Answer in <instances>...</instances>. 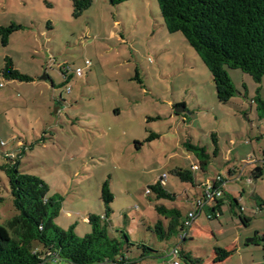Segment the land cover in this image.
Masks as SVG:
<instances>
[{"label": "rangeland", "instance_id": "obj_1", "mask_svg": "<svg viewBox=\"0 0 264 264\" xmlns=\"http://www.w3.org/2000/svg\"><path fill=\"white\" fill-rule=\"evenodd\" d=\"M87 1L0 0V28L21 27L6 35V45L0 36V165L3 154L20 157L22 173L43 179L48 196L64 199L56 223L65 230L75 225L80 237L91 232L85 218L105 214L101 189L109 182L115 197L111 233H127L133 245L127 256L140 257L139 245L149 249L140 264H168L177 247L180 264H192L186 256L214 264V249L238 239L223 264H264V215L252 210L249 196L243 201L249 226L225 209L219 220L200 215L184 242L177 234L161 240L154 231L161 217L157 205L179 208L184 220L194 205L197 190L174 173L197 162L185 142L211 156L205 173L197 172L201 183L225 176L228 161L243 166L253 155L252 144L264 148L261 85L239 70L228 71L236 95L222 104L198 53L182 33L166 29L157 0L117 6L90 0L85 8ZM7 58L34 81L5 79ZM61 68L71 70L68 83ZM260 132L261 139H253ZM164 174L173 202L146 195ZM0 180L5 225L17 212L1 169ZM227 184L239 192L249 186L245 178Z\"/></svg>", "mask_w": 264, "mask_h": 264}, {"label": "trees", "instance_id": "obj_2", "mask_svg": "<svg viewBox=\"0 0 264 264\" xmlns=\"http://www.w3.org/2000/svg\"><path fill=\"white\" fill-rule=\"evenodd\" d=\"M108 1L112 6H117L131 0ZM157 2L168 32L182 33L210 71L220 103L229 104L236 95L228 71L239 70L249 75L256 84H261L264 78V0H157ZM90 4L91 1L88 0L84 7L87 8ZM75 5L79 7L80 2H75ZM20 28L18 26L0 28L2 43L6 45V35ZM61 72L65 77V83H68V74L71 70L61 68ZM2 76L12 81L26 83L34 81L31 76L17 70L10 58L5 61ZM257 101L260 110L264 111L263 101L260 98H257ZM151 138L156 139L159 136L152 133ZM184 146L197 159L195 163L199 170L193 171L191 165L186 169H177L174 173L182 182L189 183L197 190L196 201L203 196L204 188V183L198 181L197 172L205 173V168L211 163V156L206 148L189 141L185 142ZM217 152L218 145L215 154ZM9 154L8 156L3 154L6 162L0 165V169L8 179L17 214L5 225L0 224V264L142 263L148 248L139 245L137 248L143 250L140 257L127 256L125 253L130 249V245L133 246L127 233L119 232L118 238L111 233L109 216L113 213L111 205L115 197L109 182H105L101 189L105 214L103 217L89 215L88 222L85 223L89 224L91 232L80 237L76 233L75 225L65 230L56 223L63 211L62 196H48V184L37 176L22 173L19 169L21 158L13 153ZM262 172V169L257 168L253 175L259 178ZM166 187L167 185L164 186L157 181L149 189L151 194L155 193L157 200L175 201L176 195L170 193ZM223 194L226 195L224 188ZM155 210L162 217L154 226L157 236L165 240L177 234L180 240L186 219H183L179 208L157 205ZM231 211L246 226L250 225L251 221L243 215L242 207L236 199L231 201ZM206 212H212L211 208L206 207ZM214 252L213 263L222 264L234 251L217 247ZM185 259L192 264H203L201 260L189 256Z\"/></svg>", "mask_w": 264, "mask_h": 264}, {"label": "crops", "instance_id": "obj_3", "mask_svg": "<svg viewBox=\"0 0 264 264\" xmlns=\"http://www.w3.org/2000/svg\"><path fill=\"white\" fill-rule=\"evenodd\" d=\"M259 85H261V87L264 91V78H263L261 84H259ZM262 95H264V94L262 93ZM263 97L264 96L261 97L262 100H263ZM262 136L263 135L260 132L258 135H255L253 137V139L259 141V139H261ZM249 142L252 144L251 139H249ZM252 149H253V155L251 154L252 156H249V159L244 160L243 166H238L236 163H234V162L232 163L231 161H228V163L225 167V169H226L225 170V172H226L225 176L226 177L222 176L224 181H225L224 190H225L226 195L223 196L222 200H220V202L217 205V210H218L217 218H214L212 220H219L220 217H222L224 215L225 209H228L234 217L239 218L237 215L233 214V212L231 211V201L236 199L239 202L240 206L243 209H245L243 211V215L251 221V217H249L246 214L247 208L243 204L245 196H249L251 198V200L254 202V204L252 205V210L257 209L261 215H264V148H259V146H253V144H252ZM256 155L261 156V158L257 157ZM236 156H237V158H236V160H237L238 155H236ZM193 164H196V163L193 162L192 165ZM257 168L262 169V171H263L261 177H259V178H255V176L253 175V172ZM247 171H248V175L246 176ZM244 176H246V177H244ZM243 178L246 179L247 184L249 185L248 187L242 188L241 192H239L240 190H235V189L230 190V188L228 187V184H227L228 182H237V183L242 182ZM247 189H250L249 193L246 192ZM70 215H71L70 213H67L68 217ZM85 219H87V218H85ZM197 220H198V218L196 219L195 224L198 226ZM232 221H234V220H232ZM255 240H253V241L256 242ZM239 241L240 240L238 239L237 242H234L230 247H226L225 249L235 251L236 245ZM168 256H169V254H168ZM164 264H167V262H165Z\"/></svg>", "mask_w": 264, "mask_h": 264}, {"label": "built area", "instance_id": "obj_4", "mask_svg": "<svg viewBox=\"0 0 264 264\" xmlns=\"http://www.w3.org/2000/svg\"><path fill=\"white\" fill-rule=\"evenodd\" d=\"M90 63L87 61L86 66H89ZM70 70V69H68ZM83 69H76L74 72L77 77L83 76ZM0 146L4 147L5 143L3 141L0 142ZM6 156L10 155L9 153L5 154ZM192 170L197 171L199 170V166L197 164L192 165ZM167 175L164 174L160 178V182L166 186L167 185ZM224 179L222 175H216L213 180H206L204 182V188H203V196L196 200L194 202V205L192 207V210L188 212L185 224H184V232L181 235L180 242H184L185 239H187L190 230L193 228L194 223L196 219L200 216L205 214L209 220H212L214 218H217L218 216V210H217V203L220 201L224 194H223V188L225 185H223ZM146 195H151V191L148 189L146 191ZM206 207L211 208L212 212L207 213L206 212ZM242 211L244 209L242 208ZM85 222H88V219H84ZM169 256L171 257V260L168 262V264H180L178 261V258L180 257V248L177 247L173 249L170 253Z\"/></svg>", "mask_w": 264, "mask_h": 264}, {"label": "water", "instance_id": "obj_5", "mask_svg": "<svg viewBox=\"0 0 264 264\" xmlns=\"http://www.w3.org/2000/svg\"><path fill=\"white\" fill-rule=\"evenodd\" d=\"M184 110V108L181 110V112ZM177 113H179V112H177Z\"/></svg>", "mask_w": 264, "mask_h": 264}]
</instances>
